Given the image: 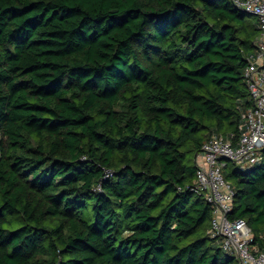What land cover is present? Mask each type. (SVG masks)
<instances>
[{"label": "trees", "instance_id": "obj_1", "mask_svg": "<svg viewBox=\"0 0 264 264\" xmlns=\"http://www.w3.org/2000/svg\"><path fill=\"white\" fill-rule=\"evenodd\" d=\"M260 33L232 0H0V264H240L193 186ZM223 174L264 248V147Z\"/></svg>", "mask_w": 264, "mask_h": 264}, {"label": "built area", "instance_id": "obj_2", "mask_svg": "<svg viewBox=\"0 0 264 264\" xmlns=\"http://www.w3.org/2000/svg\"><path fill=\"white\" fill-rule=\"evenodd\" d=\"M232 1L255 15L261 28L257 48L244 70L251 106L242 111L238 136L212 134L203 142L197 155L193 191L211 204L207 233L217 238L219 246L235 254L240 264H264V248L250 245L251 234L245 221L227 217L234 190L223 174L229 162L239 167L254 164L264 147V0Z\"/></svg>", "mask_w": 264, "mask_h": 264}, {"label": "rangeland", "instance_id": "obj_3", "mask_svg": "<svg viewBox=\"0 0 264 264\" xmlns=\"http://www.w3.org/2000/svg\"><path fill=\"white\" fill-rule=\"evenodd\" d=\"M229 168H232L234 166V164L232 162H229Z\"/></svg>", "mask_w": 264, "mask_h": 264}, {"label": "crops", "instance_id": "obj_4", "mask_svg": "<svg viewBox=\"0 0 264 264\" xmlns=\"http://www.w3.org/2000/svg\"><path fill=\"white\" fill-rule=\"evenodd\" d=\"M198 160H199V158L197 157V158H196V161H198Z\"/></svg>", "mask_w": 264, "mask_h": 264}]
</instances>
